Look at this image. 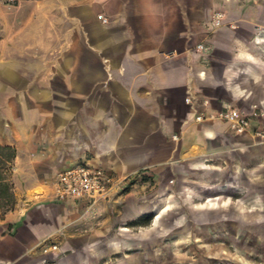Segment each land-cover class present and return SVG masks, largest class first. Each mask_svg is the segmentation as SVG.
<instances>
[{
    "label": "crops",
    "instance_id": "obj_1",
    "mask_svg": "<svg viewBox=\"0 0 264 264\" xmlns=\"http://www.w3.org/2000/svg\"><path fill=\"white\" fill-rule=\"evenodd\" d=\"M233 107L251 114L243 133L209 118ZM263 127L264 0L0 2V264H42L63 211L91 213L140 173L264 239ZM83 163L122 181L57 199L58 173Z\"/></svg>",
    "mask_w": 264,
    "mask_h": 264
},
{
    "label": "rangeland",
    "instance_id": "obj_2",
    "mask_svg": "<svg viewBox=\"0 0 264 264\" xmlns=\"http://www.w3.org/2000/svg\"><path fill=\"white\" fill-rule=\"evenodd\" d=\"M196 200L177 178L140 173L91 213L63 211L34 250L42 264H264L257 225L210 223Z\"/></svg>",
    "mask_w": 264,
    "mask_h": 264
},
{
    "label": "built area",
    "instance_id": "obj_3",
    "mask_svg": "<svg viewBox=\"0 0 264 264\" xmlns=\"http://www.w3.org/2000/svg\"><path fill=\"white\" fill-rule=\"evenodd\" d=\"M17 0H0L6 5H13ZM103 21L106 18L99 16ZM223 18V13L215 11L211 23L218 26ZM197 49L204 50V44L198 43ZM255 114V113H254ZM256 115V114H255ZM209 118H220L230 123L236 133H243L250 128L251 114L240 108H225ZM197 120L202 116L197 115ZM253 135L258 139L264 137V127L255 129ZM122 179L115 177L103 167L88 164H78L60 171L56 177L54 196L57 199L87 198L95 202L105 197L108 191L121 183Z\"/></svg>",
    "mask_w": 264,
    "mask_h": 264
}]
</instances>
